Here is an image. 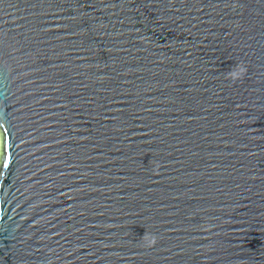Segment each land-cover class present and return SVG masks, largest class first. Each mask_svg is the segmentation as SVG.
Here are the masks:
<instances>
[{
    "label": "water",
    "instance_id": "water-1",
    "mask_svg": "<svg viewBox=\"0 0 264 264\" xmlns=\"http://www.w3.org/2000/svg\"><path fill=\"white\" fill-rule=\"evenodd\" d=\"M0 264H264V0H0Z\"/></svg>",
    "mask_w": 264,
    "mask_h": 264
},
{
    "label": "clouds",
    "instance_id": "clouds-1",
    "mask_svg": "<svg viewBox=\"0 0 264 264\" xmlns=\"http://www.w3.org/2000/svg\"><path fill=\"white\" fill-rule=\"evenodd\" d=\"M242 71H243V69H242V68H239L238 70L233 71V72L231 73V75H232L233 77H236V76H238Z\"/></svg>",
    "mask_w": 264,
    "mask_h": 264
}]
</instances>
